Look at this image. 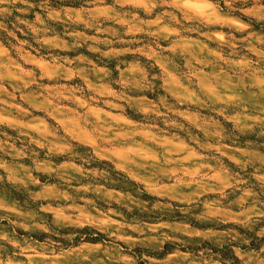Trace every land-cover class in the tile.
Returning a JSON list of instances; mask_svg holds the SVG:
<instances>
[{
    "label": "rangeland",
    "instance_id": "rangeland-1",
    "mask_svg": "<svg viewBox=\"0 0 264 264\" xmlns=\"http://www.w3.org/2000/svg\"><path fill=\"white\" fill-rule=\"evenodd\" d=\"M83 4L29 0L0 16V99L6 101L0 112L8 118L0 124V204L12 209L0 211V234L8 236L0 240V258L28 264L26 253L52 251L42 246L55 241L57 252L73 248L57 264H203L205 258L210 264H256L257 257L264 259V181L252 175L254 169L264 175V138L257 141L251 131L234 133L228 121L242 114L220 107L224 115L217 116L205 99L226 106L243 87L249 110L264 111V100L254 98L247 79L232 75L224 54L231 48V55L239 56L244 44L221 43L214 32L195 29L182 40L157 37L160 47L149 49L143 34L135 43H120L124 28L115 20L105 22L100 34L111 44H94L89 37L97 35L95 26L85 28L64 16L66 10L75 15ZM259 34L264 36V29ZM187 39L194 45L184 44ZM256 40L253 36L247 49L251 58L264 52ZM170 42L175 53L168 50ZM109 51L112 58L106 59ZM75 58L74 64L66 63ZM129 65L137 69L135 87L125 94L111 81L122 74L127 80ZM189 74L193 80L199 76V90L185 79ZM133 106L151 110L137 115ZM165 119L172 126L165 127ZM165 141L168 167L159 159ZM184 155L193 164L208 161L201 165L205 174L218 168L237 185L227 189V200L213 194L214 184L185 189L171 183L172 174L181 171L174 161ZM193 199L220 202L225 215L242 208L248 222L198 220L203 208H189ZM61 211L64 221L54 222ZM82 219L92 226H67ZM165 243L172 244L174 256L162 255ZM233 254L236 259H228Z\"/></svg>",
    "mask_w": 264,
    "mask_h": 264
},
{
    "label": "clouds",
    "instance_id": "clouds-1",
    "mask_svg": "<svg viewBox=\"0 0 264 264\" xmlns=\"http://www.w3.org/2000/svg\"><path fill=\"white\" fill-rule=\"evenodd\" d=\"M17 4H29V0H0V16L4 14L11 15L10 9ZM119 10L122 15L117 16ZM22 11V9H17ZM140 13H143L141 17ZM64 16L68 21L73 24H83L85 28L89 26H95L97 35L89 37L94 44H111V41L101 40L100 34L105 29L102 25L110 20H115V23L124 28L123 36L120 39V43H135V36L143 34L145 36V45L151 49L154 46L159 48L160 45L156 38L173 37L177 40H182L185 37L190 38L195 29H199L200 33L204 31L214 32L218 41L223 43L227 40L243 43L244 47L240 49V55L233 57L231 53L234 51L231 48L225 49L224 54L232 63V75L238 78H244L249 81L248 87L255 93V99L264 100V52L259 55L253 54L255 58H251L248 55V46L252 43V37L256 36L257 44H264V36H260L259 30L264 29V0H112L109 4L108 0H84V4L81 6V10L77 11L75 15H72L69 11L64 12ZM40 17L37 16V20ZM26 23V21H21ZM0 27H3L0 24ZM71 35H77L72 33ZM131 37L132 39H127ZM184 44L189 47L194 45L191 39L184 40ZM3 45L0 44V47ZM219 47V44L217 45ZM93 49L90 48L89 51ZM170 52L175 53V49L169 43ZM106 59H111V51L105 53ZM152 59V57H146ZM185 59L183 55L180 57ZM76 59L66 61V63L74 64ZM2 66V65H0ZM117 71H120L119 65H117ZM127 80L124 79L123 74L111 83L121 89L125 94L128 90L135 87L136 71L134 67L129 65ZM0 79H3L0 76ZM47 79V78H46ZM188 83L194 88L199 90L201 88V81L199 76L193 80L191 74L185 77ZM239 82V80H238ZM2 87V85H0ZM245 89L241 87L237 93H233L234 103L221 106L218 103H213V98L205 97L210 108L217 109L216 115L223 116L224 113L219 111L220 107H224L227 111L228 107H232L241 113V117L235 121H228L233 123V132H239L244 134L251 131L256 137L257 141L264 138V111H250L249 105L242 99ZM115 92L112 96H115ZM59 99L64 100L67 97L61 96ZM83 103V101H81ZM6 101L0 99V105H5ZM137 115L147 116L151 110V106H144L141 111L140 107L133 106ZM8 118L0 112V124H5ZM85 122H87L85 118ZM149 123H152L149 121ZM165 127L172 126V121L169 119L164 120ZM178 127V126H177ZM180 131H183L181 128ZM128 141L138 143L133 137L129 136ZM251 143V142H250ZM264 147V144L260 145ZM159 147L163 150L160 156V162L165 166H170L167 154V142H162ZM218 151V149H217ZM115 155V154H113ZM116 159H120L116 156ZM208 163V161H197L193 164L191 158L187 155L178 156L173 166L180 169L179 172H174L173 180L171 183L174 186H179L185 189L199 188L201 184L204 185H217L213 194L219 197V201L227 200V189L229 187L235 188L237 185L228 182L222 177V172L215 167H210L207 171L209 174H205L201 165ZM264 165V161H261ZM4 167L0 164V168ZM192 167L194 171H183L184 169ZM119 171L120 169L117 168ZM253 177L258 179V182L264 181V175H261L253 170ZM181 177L182 179H177ZM261 189L264 190V183L261 184ZM152 195V193H149ZM189 208L193 205L197 207L202 206L203 212L200 216L195 217L201 219L202 217L211 221L219 220L222 224L228 223H240L246 224L248 217L244 210L241 208L239 211L231 212L225 215L227 209L220 202L215 204L204 200L193 199L187 201ZM43 207V206H42ZM59 207V206H58ZM65 207H70L66 205ZM180 212H185L184 208L178 209ZM0 211L10 212L12 209L0 204ZM81 218L83 213H77ZM65 219L63 211L59 215H53V221L63 222ZM68 227H91L92 224L86 219H82L79 223H68ZM164 227V225H160ZM211 227L208 231H212ZM200 233L197 232V235ZM166 237V234H162ZM235 238V237H233ZM0 240L7 241L8 236L6 234H0ZM31 248V245H28ZM45 249L51 248L52 251L45 250L43 253H37L32 251L25 254L28 259V264H33L36 260L45 261V264H57L58 261L68 258V254L73 252V248L60 247L59 251H55L58 247L55 241H48L44 246ZM239 255L238 249H234ZM174 253H169V257L174 256ZM203 256V253H201ZM0 264H14L13 259L10 257L7 260L0 258ZM193 264H196L194 261ZM203 264H210L209 259L205 258ZM211 264H219V261H212ZM256 264H264V259L261 257L256 258Z\"/></svg>",
    "mask_w": 264,
    "mask_h": 264
},
{
    "label": "trees",
    "instance_id": "trees-1",
    "mask_svg": "<svg viewBox=\"0 0 264 264\" xmlns=\"http://www.w3.org/2000/svg\"><path fill=\"white\" fill-rule=\"evenodd\" d=\"M101 238H102V235H101V234H98L96 240H97V239L100 240ZM87 239H93V237H91V236H87ZM94 241H95V239H94ZM261 241H264V238L261 239ZM171 245H172V244H170V243H165V245L163 246V252H162V255H166V254H168V253L171 252V250H172V249H170ZM189 250H193V248H189ZM222 250H225V247H223ZM223 259H224V260H227V259H225L224 257H223ZM228 259H236V256L233 254V255H231ZM225 264H226V263H225Z\"/></svg>",
    "mask_w": 264,
    "mask_h": 264
}]
</instances>
